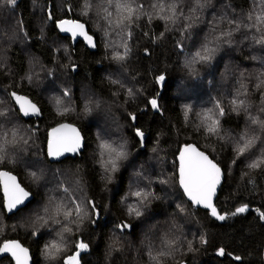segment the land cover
<instances>
[{
  "label": "trees",
  "instance_id": "obj_1",
  "mask_svg": "<svg viewBox=\"0 0 264 264\" xmlns=\"http://www.w3.org/2000/svg\"><path fill=\"white\" fill-rule=\"evenodd\" d=\"M100 3L93 0L92 10L83 15L85 0H18L15 7L0 0V109H9L12 115V122L6 125L9 146L0 170L16 174L33 195L24 212L8 216L0 189V245L18 239L30 249L33 264H62L64 257L76 250L75 242L83 240L89 248L81 253V264H155L148 252L151 249L156 255L165 237L177 243L164 264H264V220L259 216L264 212V172L248 169L246 157L232 164L236 139L244 134H261L253 132L255 126L250 124L248 114L264 118L260 112L264 85L256 89L264 79V49L251 39L244 40L242 32L246 30H242L235 34L234 46L221 51L212 65L198 64L197 71L190 74L185 61L195 47L182 35L180 25H170L171 30L166 31L163 21L153 19L149 23L142 17L127 40V59L118 64L111 57L114 51L124 52L123 47H114L122 43L123 37L110 30L105 36L106 25L97 15ZM185 11L200 15L205 22L225 17L219 28L226 30L228 20L246 21L249 13L264 11V0H211L201 13ZM63 19L85 23L97 41L96 50H89L82 41L72 43L62 35L57 22ZM204 27L200 25L193 31ZM252 34L248 32L249 37ZM203 37L204 31H200L197 46ZM179 43L186 45L183 51ZM161 74L166 75L170 86L161 87L156 82ZM64 89L69 96L62 95ZM128 89L133 95L129 96ZM237 89L247 93L239 98L245 100L248 112L241 111L239 115L231 111L230 103ZM12 91L34 101L42 117L17 116L9 96ZM152 98H157L160 111L151 108ZM57 99L62 101L60 105ZM214 99H220L226 110L220 118V135L224 139L206 136L202 128L203 112L213 107ZM186 105L192 108L188 120L184 118ZM65 108L68 111L59 115ZM130 113L136 116L135 121ZM62 122L79 127L85 138L84 151L75 158L51 163L46 156L47 133ZM136 128L144 132L143 146L135 135ZM21 138L28 144H23ZM101 141L113 147L123 146L129 154L111 181L101 166V161L108 159L107 152L100 154ZM190 143L214 157L225 172L215 201L218 211L228 214L223 222L209 211L190 206L179 187L176 158ZM259 147L257 143L253 149L257 155ZM138 170L143 171L145 179L137 177ZM33 172L38 180L33 178ZM160 179L168 183L160 184ZM58 185L67 187L78 202L94 201L99 216L90 212L96 223L85 219L79 230L74 227V234L66 238V251L51 260L46 257L45 245L59 240L53 231L57 226L44 225L36 213L39 211L47 219L42 209L50 199L67 202L63 191L57 190ZM146 185V190L153 191L159 199L151 202L144 216H129L127 207L136 203L131 190ZM175 204L185 207V213H177ZM245 204L249 211L231 215ZM122 221L134 225L130 233L121 235L116 229ZM201 237L206 243L200 242ZM221 248L224 256L217 254ZM237 256L241 259H234ZM0 264L14 263L5 256L0 258Z\"/></svg>",
  "mask_w": 264,
  "mask_h": 264
},
{
  "label": "snow or ice",
  "instance_id": "obj_2",
  "mask_svg": "<svg viewBox=\"0 0 264 264\" xmlns=\"http://www.w3.org/2000/svg\"><path fill=\"white\" fill-rule=\"evenodd\" d=\"M18 0H4V4L15 7ZM211 4V0H101L97 8V15L104 21L106 27L104 28L105 36L112 33L121 35L123 41L120 45L114 47H123L124 52L114 51L111 59L118 64H122L128 57L130 48L127 44V40L132 38L134 27H138L137 21L142 17H146L148 22L151 23L153 19H159L164 22L165 30L170 31V25H180L179 30L185 39L193 42L195 51H189L185 61V67L189 73H195L196 65H212L217 59L218 54L225 48H232L236 43L235 34L242 32L244 40L251 39V41L264 49V11L259 14L253 15L249 13L246 21L236 22L235 20H228L229 27L220 29L219 25L225 17H221V20H205L200 15H190L187 13H201L205 7ZM85 11L83 15H88L89 11L93 8V0H85ZM49 19H52L51 13H49ZM200 25H205L200 31H204V37L196 44V37L200 35V31L194 33L193 29L200 28ZM57 27L62 33H70L71 38L75 41L77 38H82L86 44L91 48L97 47V41L93 35L89 34L85 23H81L79 20L63 19L57 22ZM110 30V31H109ZM248 32L253 34L249 37ZM148 35L147 32L144 33ZM160 36L163 37L164 33L161 32ZM181 51L186 47L185 44L179 43L177 45ZM147 51V50H146ZM75 71V66H73ZM264 75V74H262ZM31 79V78H29ZM156 82L161 86L167 85V77L165 74H161L156 77ZM113 83H119V81H113ZM264 85V79L256 85V89L259 91L261 86ZM129 96L133 95L132 90L128 89ZM239 89L236 91V95L230 101L232 108L231 111L236 112L237 115L241 111L248 112V107L245 104V100L240 99L241 95H246ZM63 96H69L67 89L63 90ZM159 95V93H158ZM261 108L260 112L264 113V91H261ZM10 98L15 101L18 107V112L15 114L19 116L22 114L24 117L39 116L41 110L29 100L26 96L19 95L17 92L12 91L9 93ZM57 105L62 103L61 100H56ZM151 108L160 111V105L157 98H152L149 101ZM68 111L65 108L62 112H58L59 115H64ZM192 112L191 106L186 105L184 111V118L188 120L189 114ZM130 118L135 121L136 116L129 114ZM197 115H200L197 113ZM226 115V110L222 106L220 99L213 100V107L206 109L202 115V128L206 136H219L220 139H224L221 132V117ZM249 122L254 125L253 132L259 131V135L254 134L249 136L244 134L236 139L233 152L235 153L232 159V164L235 165L241 157H246L249 162L246 167L250 170H260L264 172V118L260 116H252L250 113ZM12 122V115H10L9 109H0V132L3 136V146H0V162L5 160V156L8 150V131L6 125ZM15 133L13 138H15ZM135 135L139 137L141 146H143L144 132L136 128ZM22 139L23 144L27 145L28 141ZM259 155L253 152V149L257 147ZM15 148L17 145L13 143L11 145ZM83 147V138L80 131L70 124H60L57 127L51 128L47 137L46 155L53 159L59 160L65 156L66 153L79 154ZM99 148L104 152H107L108 159L101 161L107 179L111 181L113 179L112 174L119 172L121 168V162L128 160L129 154L123 146L113 147L111 144L101 141ZM155 151V149L153 150ZM251 153V156L247 154ZM255 157V158H252ZM179 167V186L183 191V195L190 201V206H202L204 209L210 210V215L220 221H224L228 218V214H222L218 211L217 207L213 203V198L216 196L218 187L222 184L225 177V172L221 166L215 162V158H210V155L204 151L199 150L195 145L185 144L180 151L178 157ZM140 180L145 179L142 170H138L136 173ZM248 175V173H245ZM34 179L38 180L39 177L35 172L32 173ZM160 184H167L168 181L160 179ZM151 183V181L149 182ZM145 188H137L131 190L130 194L135 198L136 203L130 204L127 207V214L129 216H135L140 218L145 215L149 209V205L153 200L159 199V197L150 190ZM0 189L3 191V208L13 214L24 212L31 204L30 193L25 191L23 187L17 182V179L9 171L0 170ZM57 190H62L64 193V200L59 203L50 199L48 206L43 207L42 212L47 216L41 215L38 211L36 213L37 220H42L44 225L52 224L57 226L54 228L56 236L59 240H52L45 245V254L48 259L56 260L59 254L63 253L67 249L66 238L71 237L74 234V227L79 230L81 224L85 219H89L90 223L95 224L96 219L90 218L89 213L94 217L99 216V212L96 210L97 205L94 201L88 200L79 201L69 195V189L67 187L57 186ZM175 210L177 213H185L186 209L181 204H175ZM249 211L248 205H242L235 209V212L231 213L232 216L242 214ZM260 219L264 220V212L259 213ZM116 229L123 235L125 232L130 233L134 225L121 222L117 224ZM35 235L36 233H32ZM119 238H117L118 241ZM117 241H114V245ZM201 243H206L203 237L200 238ZM161 247L157 250L156 255L152 254L151 249L148 254L155 264H164V258L169 254V250L173 249L177 243L174 239H168L162 237L160 240ZM113 245V246H114ZM189 250H191V243L189 242ZM89 245L83 240L75 242V251L71 255L64 257L62 264H81V253L88 251ZM119 250V249H116ZM0 253H10L15 260V264H30V256L27 248L23 247L18 241H6L0 245ZM218 255L224 256L225 250L219 249ZM227 255L231 256V253ZM236 260H240L241 257H234Z\"/></svg>",
  "mask_w": 264,
  "mask_h": 264
},
{
  "label": "water",
  "instance_id": "obj_3",
  "mask_svg": "<svg viewBox=\"0 0 264 264\" xmlns=\"http://www.w3.org/2000/svg\"><path fill=\"white\" fill-rule=\"evenodd\" d=\"M70 20V19H69ZM82 23V22H81ZM86 28H87V26H86ZM57 29H58V27H57ZM87 30H88V28H87ZM58 31L60 32V30L58 29ZM62 35H65V36H67V37H69L70 39H71V41H72V43H77L78 41H82L83 43H84V45L89 49V50H91V51H95L96 50V48H91V47H89L87 44H86V42H84L83 41V39L82 38H77L75 41L71 38V34L70 33H62V32H60ZM90 34V33H89ZM91 35V34H90ZM95 38V37H94ZM19 95H22V94H19ZM23 96H25V95H23ZM29 100H31L28 96H26ZM32 101V100H31ZM34 104H36L34 101H32ZM13 103H14V105H15V108L17 109V111H18V107L16 106V104H15V101H13ZM36 106L40 109V107L36 104ZM41 110V109H40ZM21 115V117H23V118H25V119H37V118H41L42 117V113L39 115V116H30V117H24V116H22V114H20ZM60 124H70V125H72V126H74V127H76L79 131H80V134H81V136H82V138H83V147H82V149H81V151H80V153L79 154H72V153H66L65 154V156H63V157H61L59 160H53V159H51V158H49L47 155V158H48V160L51 162V163H58V162H61V161H63V160H65L66 158H69V157H71V158H75V157H77V156H80L81 155V153L84 151V146H85V138H84V136H83V134H82V132H81V130L79 129V127L77 126V125H75V124H73V123H70V122H62V123H59V124H57V125H55V126H53V127H57V126H59ZM52 127V128H53ZM51 130V129H50ZM49 130V131H50ZM49 131H48V133H49ZM48 133H47V137H48ZM190 144H192V145H195L194 143H190ZM46 146H47V142H46ZM196 147H197V145H195ZM198 148V147H197ZM199 149V148H198ZM199 150H201V149H199ZM181 151V150H180ZM180 151L178 152V154H177V163H178V167H179V162H178V157H179V154H180ZM202 151V150H201ZM206 153V152H205ZM207 154V153H206ZM211 158V157H210ZM3 171H7V170H3ZM10 172V171H9ZM11 174L12 175H14L15 177H16V179H17V182L20 184V186L21 187H23L24 189H25V191H28L22 184H21V182H20V180H19V177L16 175V174H14V173H12L11 172ZM223 181H224V179H223ZM223 181H222V183H223ZM178 184H179V176H178ZM221 186H222V184L218 187V189H217V192H216V196L213 198V203L215 204V201H216V198H217V196H218V193H219V190H220V188H221ZM180 187V186H179ZM181 189V188H180ZM182 190V189H181ZM1 192H2V195H3V191H2V189H1ZM29 192V191H28ZM183 192V191H182ZM30 193V199H31V201L33 200V195H32V193L31 192H29ZM185 198L187 199V197L185 196ZM190 202V201H189ZM191 203V202H190ZM195 207H197V208H200V209H203V210H206V211H209L210 212V210H207V209H204L202 206H195ZM6 211V210H5ZM6 214L8 215V216H10V215H12L13 213H9V212H7L6 211ZM218 220V219H217ZM220 221V220H219ZM220 222H223V221H220ZM12 241H18L23 247H25V248H27L28 249V251H29V256H30V264H33V258H32V254H31V251H30V249L27 247V246H25L20 240H18V239H14V240H12ZM5 256H9L10 257V259L13 261V263L15 264V260H14V258L11 256V254L10 253H0V258L1 257H5Z\"/></svg>",
  "mask_w": 264,
  "mask_h": 264
},
{
  "label": "flooded vegetation",
  "instance_id": "obj_4",
  "mask_svg": "<svg viewBox=\"0 0 264 264\" xmlns=\"http://www.w3.org/2000/svg\"><path fill=\"white\" fill-rule=\"evenodd\" d=\"M21 116V115H20ZM25 119V118H24Z\"/></svg>",
  "mask_w": 264,
  "mask_h": 264
}]
</instances>
